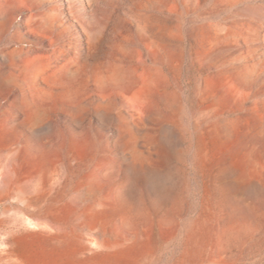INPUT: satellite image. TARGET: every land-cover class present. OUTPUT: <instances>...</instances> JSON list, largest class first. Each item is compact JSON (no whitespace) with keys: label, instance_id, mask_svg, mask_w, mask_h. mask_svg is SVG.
Segmentation results:
<instances>
[{"label":"rangeland","instance_id":"374dc122","mask_svg":"<svg viewBox=\"0 0 264 264\" xmlns=\"http://www.w3.org/2000/svg\"><path fill=\"white\" fill-rule=\"evenodd\" d=\"M4 1L10 17L0 30V52L21 53L0 57V78L12 75L16 82L0 85V172L33 173L43 158L58 166L44 179L46 199L33 185L0 196V264H30L14 241L20 234L31 240L36 228L21 222L37 219L50 205L73 203L79 179L106 156L118 155L121 130L130 125L94 109L97 90L115 87L96 75L104 57L139 79L148 76L144 126L169 156L161 167L176 172L169 182L162 173L138 188L122 175L121 187L96 189L92 199L111 191L132 208L126 226L113 221L105 235L115 238L117 227L150 228L140 264H264V0ZM101 31V52L88 56L86 33ZM37 56L41 72L76 65L80 81L73 93L85 102L75 115L62 112L56 97L53 123L32 131L22 117L14 120L16 105L7 103L20 101L19 80L35 101L49 99L27 67ZM114 92L113 112L132 113ZM82 224L73 215L66 228L92 237L94 230Z\"/></svg>","mask_w":264,"mask_h":264},{"label":"bare ground","instance_id":"6f19581e","mask_svg":"<svg viewBox=\"0 0 264 264\" xmlns=\"http://www.w3.org/2000/svg\"><path fill=\"white\" fill-rule=\"evenodd\" d=\"M6 8L3 9L6 11ZM3 9L0 2V30L5 27V23L10 17V15H8V10L5 12ZM104 38V32L102 31L99 33L87 32L86 54L88 56H98L101 52ZM48 41H50V39ZM19 53H21L20 48L13 51L8 49L7 51L0 52V57H9L13 54ZM32 54L34 55V53ZM39 60L38 56L27 59V67L30 68L33 79L40 80V86L43 89H46L49 99H43L44 101L40 103L35 101V97L30 92H26L23 88L25 81L19 80L17 84L19 87H22L20 90V101L7 103L14 107L16 105L17 113L13 117L14 120L22 117V123L32 131H37L53 123V108L54 104H56L54 103L56 97L61 99L58 103L62 105V112L66 113L72 110L75 115L82 110L83 102H85L82 99H76V95L73 93L78 87V81H80V79L77 80V78H75L73 73L76 65L65 63L60 66L59 71H54L52 69L41 72L40 69L43 67ZM100 62L101 66L98 67L100 68V71H96V75L101 73V77H108L115 87H107L97 90V99L94 109L104 116L116 117L121 123L128 122L130 126L124 129L122 128L121 130V149L118 155L106 156L103 160L96 163L92 172L79 179L77 184L79 194L74 201L72 200L73 203L50 205L37 219L34 220L27 218L24 221L22 220L23 223L21 222L20 225L23 228H26L27 225H34L33 227L36 228L35 230L32 229L36 233V237H33L31 240L28 239L27 236L20 234V236L14 241V245L25 251L27 261H29L30 264H140V259L144 258L145 250L149 244L150 232L148 230L150 228L140 227L139 229H120L121 227H117V229L114 230L115 235H113L115 238L106 236L107 227L108 225H111V222L114 221L116 225L119 223V226H126L127 219H130L128 216L132 213V208L130 206L125 207V203L122 204L116 201L115 197H117V195H114L115 197H113L111 191L103 196H96V198L92 199L94 192L96 189L103 188L107 183H113L116 188L121 187L123 184L122 181L120 182L122 175H127V180L131 182V185L139 188L140 183L147 182L149 179L158 177L162 173L163 178L167 182L172 181L176 174L170 166H166L165 168L163 166V168L161 167L163 163L167 164L169 156L158 138L150 134V128L144 126L145 103L143 96L145 90L148 88H146L148 76L143 73L141 79L137 78L130 67L125 68L121 65L122 63H118L113 57L109 60H105L104 57V60ZM149 81L151 80L149 79ZM15 84L16 82H14V77L12 75H6L4 78H0V85L15 86ZM115 89L119 91V96L132 106V113H129V111L123 112V115L121 113L113 112L112 108L115 99ZM64 92L67 93L64 94ZM68 92H70L69 98L67 97ZM93 95L94 94H88L87 97L90 98L93 97ZM72 97L74 100H72ZM173 102L174 105L177 104V99L174 98ZM72 144L76 153H74L73 158L75 160L79 154V152L77 153L78 142L74 139ZM57 166L58 161L56 159L45 160L43 158V160L38 163V167L33 173H18L15 169L0 172V196L3 194L5 195V193H8L13 189H18L19 192L24 193L26 191L24 189L26 185H33L36 190L33 192L37 193L38 197L46 199L49 192L43 187L44 179L47 178L51 171ZM115 167L116 169H114ZM105 170L110 171L107 174L106 172H103V175H101V171ZM159 189L161 190V188ZM85 201H90V203L80 208L79 206L81 203ZM73 215L74 220H84V224H82L84 229L94 230L92 237L85 238L83 235L84 233H80V230L77 231L73 228H66L68 218Z\"/></svg>","mask_w":264,"mask_h":264}]
</instances>
